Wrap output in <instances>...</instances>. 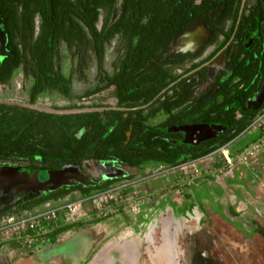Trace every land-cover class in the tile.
Returning a JSON list of instances; mask_svg holds the SVG:
<instances>
[{"label":"trees","instance_id":"1","mask_svg":"<svg viewBox=\"0 0 264 264\" xmlns=\"http://www.w3.org/2000/svg\"><path fill=\"white\" fill-rule=\"evenodd\" d=\"M206 4H194L193 0H124L118 22L107 30L113 0L110 4L103 0H0V15L12 44L7 55L0 58V85L10 86L21 74L29 103L25 106L0 99V167L5 162L40 169L73 166L82 173L85 161L104 168L145 164L176 167L236 138L253 116L240 120L225 117L223 121L232 125L228 131L193 148L181 144L178 133L161 131L157 126L146 129L134 110L140 102L146 104L164 91L149 116L176 109L178 117L174 113L169 120L219 118L218 110L223 106L215 97L204 103L195 99L186 105L197 82L191 76L178 75L176 61L167 55L170 41L197 21L191 14L207 15ZM101 10L104 26L98 30ZM109 48L112 58L107 68ZM66 60L69 67L64 73ZM94 67L93 85L76 93L74 81L86 82L87 73ZM141 82L146 92L138 95L136 87ZM109 97L115 100L114 106L106 104ZM44 98L66 104L53 105L51 110L33 108ZM86 101L89 104L82 103ZM91 180L94 184L89 187L60 188L20 204L11 213L32 210L73 192L81 198L90 197L122 181L102 177Z\"/></svg>","mask_w":264,"mask_h":264},{"label":"flooded vegetation","instance_id":"2","mask_svg":"<svg viewBox=\"0 0 264 264\" xmlns=\"http://www.w3.org/2000/svg\"><path fill=\"white\" fill-rule=\"evenodd\" d=\"M103 2L110 4L111 0ZM193 2L198 5L207 3V15L205 12L191 14L197 21L170 41L167 55L170 60L176 61L174 66L178 75L191 76L197 82L195 90L190 96H186V105L194 103L192 100L195 99L204 103L206 99L215 97L219 105L223 106L218 110L221 112L219 118L216 116L210 121L198 122L185 121L180 117L169 120L176 109L149 116V111L157 107L158 96L163 97L164 91L146 104L140 102L134 110L146 129L157 126L161 131L178 133L181 144L195 148L207 141L216 140L219 135L229 130L232 125L223 121L225 117L234 116L235 120H240L253 116L251 122L242 130L245 132L252 129L255 117L264 112V101L259 105L254 103L264 87V0ZM114 3L115 0L112 9ZM101 11L98 30L104 26L103 10ZM11 45L5 32L4 19L0 15V58L7 55ZM108 51L111 60L112 48ZM136 88L139 90L138 95L145 94L142 82ZM88 102L82 103L89 104ZM106 104L114 106L115 100L109 97ZM186 111L189 112V109ZM169 121L171 122L167 123ZM255 129L263 131L260 123H257ZM208 155L182 163L178 167L184 169L189 164L205 160ZM254 164L256 162L247 161L244 165L253 167ZM4 165L9 164L2 163ZM158 167L166 166L145 164L139 167L121 165L105 168L117 169L107 179L118 178L123 182L141 175L151 176ZM201 218L202 215L197 210L175 217L161 211L142 224V230L137 233L116 231L99 238L92 233V237L95 236L93 242L90 243L91 237L87 235L76 246H71L74 257H69L66 264H264L263 247L255 246L250 249L245 242H232L229 240V230L215 232L210 229L209 223H202ZM75 258L79 260L76 263ZM20 260L18 258L15 262Z\"/></svg>","mask_w":264,"mask_h":264},{"label":"crops","instance_id":"3","mask_svg":"<svg viewBox=\"0 0 264 264\" xmlns=\"http://www.w3.org/2000/svg\"><path fill=\"white\" fill-rule=\"evenodd\" d=\"M261 135L257 129L242 132L223 147V153L215 152L222 154L219 159L189 164L182 173L173 171L178 166L158 167L151 176L124 180L111 188L118 195L108 201L105 216L98 217L92 207L85 208L84 218L74 221L61 213L47 238L19 262L8 255L14 248L12 243L0 246V264H66L69 257H74L71 246L83 237L89 235L91 243L95 237L92 233L98 238L116 231L137 233L161 211L175 217L197 210L202 223H209L211 230H229L230 241L264 249V146L253 167L236 162V157Z\"/></svg>","mask_w":264,"mask_h":264},{"label":"built area","instance_id":"4","mask_svg":"<svg viewBox=\"0 0 264 264\" xmlns=\"http://www.w3.org/2000/svg\"><path fill=\"white\" fill-rule=\"evenodd\" d=\"M37 29V27H36ZM257 123L262 126V135L259 140L243 151L237 160L255 162L257 153L264 146V112L256 116L252 129L256 128ZM221 150V153L224 150ZM208 155L207 157H210ZM228 160L227 155H224ZM206 159V158H205ZM118 195L115 189L107 190L90 197L79 198L76 200L58 199L54 201H46L32 210L22 211L20 213L8 212L0 216V246L12 243L14 248L8 253L10 258H20L26 256L29 251L34 250L37 243L45 240L50 231L55 227L59 214L62 213L68 221L79 220L85 217V209L83 205L91 202L92 208L96 210L98 217L105 216V207L108 201ZM13 256V257H12Z\"/></svg>","mask_w":264,"mask_h":264},{"label":"water","instance_id":"5","mask_svg":"<svg viewBox=\"0 0 264 264\" xmlns=\"http://www.w3.org/2000/svg\"><path fill=\"white\" fill-rule=\"evenodd\" d=\"M123 7L124 0H115L107 30L112 29L116 25L122 14ZM263 101L264 87L254 103L259 105ZM42 174L43 177H41ZM93 184L92 180L73 166L61 169H40L14 165L1 166L0 216L11 212L24 202L45 197L60 188L89 187Z\"/></svg>","mask_w":264,"mask_h":264},{"label":"rangeland","instance_id":"6","mask_svg":"<svg viewBox=\"0 0 264 264\" xmlns=\"http://www.w3.org/2000/svg\"><path fill=\"white\" fill-rule=\"evenodd\" d=\"M109 62H110V56H109V51L107 52V57H106V67L109 68ZM69 67V61L66 60L62 66V71L64 73H67ZM95 74H96V69L95 67L92 68L88 73H87V81L86 82H77L74 81L73 83V89L76 93H81L85 91L87 88L91 87L94 83L95 79ZM0 99H3L5 102H16L21 105L29 106L28 103V96L27 93L25 92V80L23 79L22 75L19 74L12 82L10 86H3L0 85ZM89 103V102H88ZM66 103L60 99H56L55 101H51L48 98L44 99H39L37 102L34 104L33 108H38V109H44V110H51L53 105L57 106H63ZM87 104V103H86ZM222 156L221 153L217 152L212 154L210 157H206L207 160H210V162H214L217 159ZM237 163H242L243 161H236ZM9 165H14L18 166L16 163H11V162H6ZM21 165L19 166H24L27 163H20ZM244 164V163H243ZM26 167V166H24ZM85 175L91 180V178H104L107 179L108 177H112L114 173H116V170L113 169H106L102 167L99 164H96L91 161H85L83 163ZM187 167V166H186ZM184 167H177L174 168L173 171H179V172H184L187 168ZM74 197V199L72 198ZM80 198V194L78 192H73L71 195L66 196V199L69 200H76ZM80 200V199H79ZM92 204L91 202H86L83 205V209L85 208H91Z\"/></svg>","mask_w":264,"mask_h":264}]
</instances>
